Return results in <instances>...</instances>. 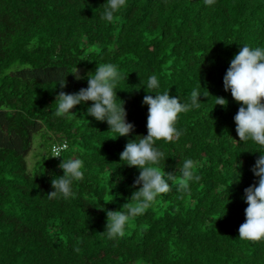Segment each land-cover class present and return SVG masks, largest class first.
<instances>
[{"label":"trees","instance_id":"trees-1","mask_svg":"<svg viewBox=\"0 0 264 264\" xmlns=\"http://www.w3.org/2000/svg\"><path fill=\"white\" fill-rule=\"evenodd\" d=\"M103 8L104 0H0V264H264V240L238 236L264 147L239 140L240 102L223 84L242 44L264 46V0H127L111 22ZM103 62L121 73L117 103L135 126L128 136L113 139L107 122L87 113L92 101L54 115L60 91L87 87L75 68L83 77ZM151 74L159 89L144 87ZM168 89L181 101L202 92L199 108L179 114L180 138L155 144L173 187L110 239L101 207L122 210L140 186V169L120 153L147 135L142 100L155 95L147 91ZM63 142L62 157L84 161V178L71 197L50 198L52 177L63 174L51 147ZM185 158L200 180L181 190Z\"/></svg>","mask_w":264,"mask_h":264},{"label":"clouds","instance_id":"clouds-1","mask_svg":"<svg viewBox=\"0 0 264 264\" xmlns=\"http://www.w3.org/2000/svg\"><path fill=\"white\" fill-rule=\"evenodd\" d=\"M215 2L216 0H205L209 6L214 5ZM126 3L127 0H104V8L100 13L101 19L111 22ZM242 45L238 53L234 54L230 60L229 67L223 76V84L226 91L230 90L234 100L240 102L233 118L239 140L241 142L251 140L264 147V46ZM72 73L77 79H86L87 87L72 93L60 91L55 99L57 106L54 115L63 117L69 113L75 114L70 111L75 105L92 101L93 103L87 107V113L98 121H106L109 125L108 129L118 134L112 136L113 139L117 136H128L135 126L126 119L123 101L117 103V83L121 78L118 65L112 62L96 64L95 71H90L83 77L79 75L77 68ZM64 84L65 82L60 85L63 87ZM144 87L152 90L159 89L160 82L157 75L151 74ZM147 92L155 93V95H145L142 100V103L148 106L147 135H142L138 140L136 138L129 140L120 153V160L140 169L134 181L135 185L140 186L131 195L132 203H123L122 210L121 206L115 210L101 207L106 212L105 230L110 239L123 236L126 227L130 226L131 219L143 215L155 204L157 197L171 190L173 184L169 181H173V174L159 167L161 160L166 156L155 146L156 141L178 140L182 135L181 130L176 127L179 114L200 107L201 101L198 96L202 92L199 89L192 90L188 101H181L180 96L170 95L169 89L162 92ZM216 97L215 104L226 105L227 101L224 97ZM64 148H67L66 143ZM61 151L57 149L51 155L62 158L59 167L63 174L52 177L50 198L71 197L74 181L84 178V161L78 157L64 158ZM259 152L261 154L251 167L258 181L244 189L243 198L247 203L244 210L246 218L238 228V236L241 239L252 241L264 240V152ZM234 167L239 174L240 165L235 164ZM179 173L181 179L177 186L181 190L189 188L192 182L200 180L191 158L183 160ZM113 199L112 196V199L106 201Z\"/></svg>","mask_w":264,"mask_h":264},{"label":"rangeland","instance_id":"rangeland-1","mask_svg":"<svg viewBox=\"0 0 264 264\" xmlns=\"http://www.w3.org/2000/svg\"><path fill=\"white\" fill-rule=\"evenodd\" d=\"M78 73L80 74L81 73V70H78ZM38 137L35 138V141H34V149L32 150V152H30V154L28 155V164L29 166L31 167L33 164H34V161H35V155H34V151L37 149V139Z\"/></svg>","mask_w":264,"mask_h":264},{"label":"built area","instance_id":"built-area-1","mask_svg":"<svg viewBox=\"0 0 264 264\" xmlns=\"http://www.w3.org/2000/svg\"><path fill=\"white\" fill-rule=\"evenodd\" d=\"M64 145L65 143H56V144H53L52 147H51V152H52V155L56 152L57 149H65L64 148ZM53 157H58V156H53Z\"/></svg>","mask_w":264,"mask_h":264}]
</instances>
